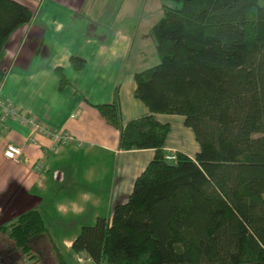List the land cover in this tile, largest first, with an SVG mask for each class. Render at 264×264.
Masks as SVG:
<instances>
[{
    "label": "trees",
    "instance_id": "1",
    "mask_svg": "<svg viewBox=\"0 0 264 264\" xmlns=\"http://www.w3.org/2000/svg\"><path fill=\"white\" fill-rule=\"evenodd\" d=\"M160 1L151 27L158 63L134 74V98L149 114L123 122L118 88L112 103L94 106L119 131L121 151L153 157L109 216L80 227L69 254L94 264H264V3ZM32 17L0 0V54ZM56 73L61 90L68 82ZM156 115L183 118L199 146L193 158L165 159L170 126ZM0 238L15 264L69 262L36 209L0 225Z\"/></svg>",
    "mask_w": 264,
    "mask_h": 264
},
{
    "label": "crops",
    "instance_id": "2",
    "mask_svg": "<svg viewBox=\"0 0 264 264\" xmlns=\"http://www.w3.org/2000/svg\"><path fill=\"white\" fill-rule=\"evenodd\" d=\"M14 1L33 17L0 54V100L41 129L0 112V225L36 209L55 238L70 240L63 245L69 249L81 226L109 216L128 197L153 157V150L121 151L119 131L94 108L112 103L118 88L123 122L147 116L134 98V74L148 63L130 0ZM71 57L84 66L75 70ZM59 68L68 82L61 90ZM155 117L170 126L165 157L198 153L182 117ZM7 146L21 150L17 162L5 157Z\"/></svg>",
    "mask_w": 264,
    "mask_h": 264
},
{
    "label": "rangeland",
    "instance_id": "3",
    "mask_svg": "<svg viewBox=\"0 0 264 264\" xmlns=\"http://www.w3.org/2000/svg\"><path fill=\"white\" fill-rule=\"evenodd\" d=\"M132 1V14L133 23L137 24V39H139L142 43V48L144 49V58L146 60L145 68L152 67L158 63V60L155 56L154 52V41L151 35V27L152 25L160 19L162 16V2L160 0H130ZM259 5H263L264 0H259ZM168 5L174 6L172 2H169ZM69 234V233H68ZM59 237L61 233L58 234ZM56 237V234H55ZM2 238H0V241ZM57 244L61 246L63 252L69 261L68 264H94L90 262L87 258L80 257L77 255L69 254L70 250L63 245L66 246V242L70 241L67 238H55ZM4 250V248H2ZM0 261L1 259L8 262L3 264H11L10 261L7 260L11 258V252L3 254L0 250ZM39 255H41L42 259H47L46 251H40ZM12 264H15L14 260H11ZM2 264V262H0ZM18 264H28L25 261H22Z\"/></svg>",
    "mask_w": 264,
    "mask_h": 264
},
{
    "label": "built area",
    "instance_id": "4",
    "mask_svg": "<svg viewBox=\"0 0 264 264\" xmlns=\"http://www.w3.org/2000/svg\"><path fill=\"white\" fill-rule=\"evenodd\" d=\"M0 112L4 116H11L15 119H17L21 124L23 125H29L33 127L34 129H41V127L31 118L27 117L25 114L18 112L17 109H15L13 106H11L9 103H6L2 100H0ZM57 141H70L71 139L67 136H55ZM5 157L10 159L11 161H18V158L21 155V150L15 146H7L5 150ZM165 159L167 161H175V156H166Z\"/></svg>",
    "mask_w": 264,
    "mask_h": 264
}]
</instances>
